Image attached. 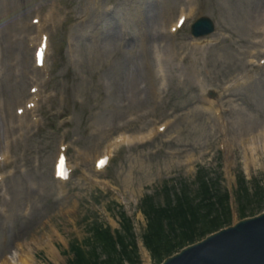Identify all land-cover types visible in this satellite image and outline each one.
<instances>
[{"label":"rangeland","instance_id":"obj_1","mask_svg":"<svg viewBox=\"0 0 264 264\" xmlns=\"http://www.w3.org/2000/svg\"><path fill=\"white\" fill-rule=\"evenodd\" d=\"M24 2L31 8L34 1L24 0ZM65 2L71 8L68 11L70 18L67 21L68 39L71 45L68 44L67 48L65 46L62 55L57 59L56 81L52 84L55 95V105L52 110L61 108L66 114H70V124L66 123L64 126L67 129L66 141L73 149L72 163H78L81 171L74 175L71 186H68L67 197L57 200V191L49 172L56 141L53 132L50 131L44 137L30 140L16 148V153L31 173L20 175L17 172L12 183L8 182V185L33 191L30 201L35 211L29 219H23L20 217V206L17 204L9 220H0V254L9 256L21 246L25 253L31 252V256L38 264H71L73 257L68 253L69 242L75 239L82 242L88 238L91 233L89 228L95 222L104 223L110 229L120 230L123 234V227H120L118 217V212L122 211L132 220L135 234L140 237L146 223L139 210L149 206L159 208L162 205L164 196L158 190L165 180L178 181L172 183L176 185L173 188L177 191L184 189V194L192 198V206H194L199 201L200 194L194 184L197 166L205 165L209 173L214 174V171H218L223 157L231 162L225 175L222 170L220 171L221 188L228 191L230 196L231 217L226 224H236L241 220V215L237 212V208L241 207L238 204L240 202L249 204L245 211L246 218L264 213V154L259 151L258 156L255 157V164L248 162L250 166L245 167V148H243L249 146L248 140L251 136L264 128V65L257 72H252L248 69L249 60L246 59L245 52L233 50L228 43L209 49L199 56L195 51L203 83L202 80L195 79L196 69H188L183 63L178 64L170 47L161 49L163 65L168 74L175 72L185 79L183 83L176 81L171 84L168 81L169 95L166 94L163 99L167 100L171 96L177 106H186L182 112L186 116L184 121L179 122L174 131L170 132L172 135L179 130L185 133L170 145L163 144L165 135H159L146 145L136 146L127 153H120L111 161L105 173L98 174L93 171L92 162L95 157L106 152L107 142L116 135L115 131H100L101 128L116 126L118 122L124 121L133 114V111H137V109L119 108L118 111L116 110L120 103L114 84L117 71L120 75V69L125 70L128 64L134 62L135 67L136 64H141L143 45L148 50L156 41L165 40L162 36L164 26L162 24L156 26L152 31V39L149 40L147 39L149 29L156 18L150 23L141 24L140 20L135 21L138 17L137 12H134L135 9H125L122 4L108 14L109 0H98L93 9L89 7L91 1L66 0ZM119 2L120 0L115 1V3ZM141 2L144 3L140 5ZM205 2L215 15L208 12L216 21L219 32L229 28L230 32L234 33L236 25L239 22L243 24L240 12L243 16L246 0H205ZM151 4L159 8V10L154 8L155 13L162 7H178L180 0H136L135 6L145 9ZM194 4L200 11H205L195 1ZM29 17L30 13L27 15L28 19ZM117 22L122 24L124 35L132 31L127 38H131L132 34L136 36V41L139 36L140 38L137 46L135 43L132 51L129 52L124 49L128 48V44L123 46L119 43L120 47L110 57L107 53H100L99 43L101 33L111 27L117 29ZM246 34L250 33L247 31L239 37L243 38ZM60 39L56 36L53 42L59 44ZM65 39L67 40V33ZM58 46L61 48L60 45ZM224 47H230V50L221 51ZM13 56L11 54L5 58L2 71L8 79L13 77L14 83H22L24 89L25 80L20 82V77L16 78L12 75L9 62ZM7 67L10 68L8 74ZM18 68L22 71L21 63ZM137 77L132 88H135L142 79L138 74ZM110 82L112 88L109 87L107 90ZM235 82L238 85H235ZM228 85L233 86L230 93L234 96L231 99L234 98L233 103L236 104V108L223 116L225 133L232 142L231 151L224 156L217 152V142L225 139L221 134L220 125H217L219 122L211 115H202L201 109L198 111L195 107L204 106L201 88L212 87L222 91ZM225 94L228 93L222 91L220 98ZM182 95H186L185 100L180 99ZM227 101L226 98L219 103ZM150 106L151 104L147 103L143 108L148 109ZM105 107L110 109L108 115L103 114ZM112 110L116 112L114 116L109 115ZM159 112L160 110L156 111V116ZM55 129L58 133L61 130L56 126ZM158 149L162 152H157ZM175 151L179 152L178 156L171 157L165 154ZM36 156L41 161L39 169L33 167V158ZM93 179L102 180L106 184H94ZM147 194L153 195L154 203L150 200L146 205L139 206L142 198ZM171 197L174 198V195L172 194ZM53 215L57 217L51 218ZM54 232L60 237L55 238ZM124 233L127 235L126 232ZM190 235L184 238L181 233L178 234L181 238L180 246L173 248L170 245L171 249L157 251V256L152 257L144 249L141 241L137 240L139 261L136 263L158 264L167 254L179 250L191 241H197L202 236L196 234L191 239ZM46 244L55 246L61 257L60 262H55L45 250V246L36 250Z\"/></svg>","mask_w":264,"mask_h":264},{"label":"water","instance_id":"obj_2","mask_svg":"<svg viewBox=\"0 0 264 264\" xmlns=\"http://www.w3.org/2000/svg\"><path fill=\"white\" fill-rule=\"evenodd\" d=\"M165 264H264V215L241 222Z\"/></svg>","mask_w":264,"mask_h":264},{"label":"bare ground","instance_id":"obj_3","mask_svg":"<svg viewBox=\"0 0 264 264\" xmlns=\"http://www.w3.org/2000/svg\"><path fill=\"white\" fill-rule=\"evenodd\" d=\"M260 14L264 16V0H251V8L249 9V12L247 13L248 18L251 20V22L255 23L256 19L259 17ZM180 17H182V15L179 16V18ZM262 28L264 29V25L262 26ZM116 40H117V34L115 33L114 30H111L110 34L107 33L105 41L109 43H113ZM202 105L204 104L202 103ZM214 106H215L214 103L208 102V104H206L204 107L205 109H211ZM197 108H202V107H197ZM104 127L106 126H103L102 128ZM252 141L253 143L249 145L248 147H246V150H245V159H244L245 167L250 166L249 163L252 165L255 164L256 162L255 157L258 156V154L256 153L257 151L261 149L262 154H264V135H262L261 138H258V136L255 135ZM46 249H47V253L50 256H52L53 259H55V262H60L61 260L60 254L58 253L54 245H46ZM27 254L31 255V252ZM14 256L16 257V260H12L11 258L2 256V258L0 259V264H36L32 256L24 257L21 254H18V256L17 255H14Z\"/></svg>","mask_w":264,"mask_h":264},{"label":"trees","instance_id":"obj_4","mask_svg":"<svg viewBox=\"0 0 264 264\" xmlns=\"http://www.w3.org/2000/svg\"><path fill=\"white\" fill-rule=\"evenodd\" d=\"M159 212H157V214H158ZM197 216V215H196ZM192 217H193V215H192ZM154 218H156L155 219V221L153 222V224H152V226L149 228V233H155L154 234V236L155 235H157V233H164V229L165 228H162L163 227V224H162V222L164 221V219H167V220H169V217H165L164 218V216H163V212L162 213H159L158 215H156V213H155V215H154ZM201 224H202V228H198V225H197V227L196 226H193V225H191V224H189L188 225V228H191V231H189L188 233L189 234H191V233H199V231L200 232H203V233H206V232H211V231H214V230H216V229H218L220 226H221V220H219V219H215V220H212V221H209V220H201ZM187 221L185 220V219H181V222H180V225H182V224H184V225H186L187 226ZM162 226V227H161ZM195 229L193 232H192V229ZM199 231H198V230ZM166 230V229H165ZM194 235H191V239H192V237H193ZM156 241V240H155ZM179 242V240H176V241H173L172 243H170V242H168V243H159L158 244V247L156 248H154L152 251H153V254L154 253H156L157 251H159V250H161L162 248H164V247H166V246H169V245H171V244H173V245H171V247L172 246H174L176 243H178ZM160 252V251H159Z\"/></svg>","mask_w":264,"mask_h":264}]
</instances>
